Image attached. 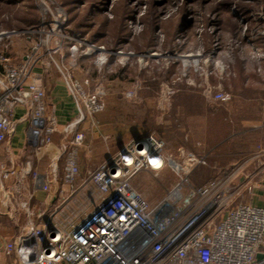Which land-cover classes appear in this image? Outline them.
Listing matches in <instances>:
<instances>
[{"label": "built area", "instance_id": "built-area-1", "mask_svg": "<svg viewBox=\"0 0 264 264\" xmlns=\"http://www.w3.org/2000/svg\"><path fill=\"white\" fill-rule=\"evenodd\" d=\"M58 16L53 20L64 29L67 16L64 12ZM15 34L0 33V64L4 72L0 78V145L13 132L17 108L24 107L36 147L51 146L56 134L72 136L63 144L59 159L65 156L64 179L73 187L80 174L78 151L85 143V134L77 128L104 111L105 92L102 88L89 92L91 81H77L62 60L61 64L56 62L54 55L59 48L48 50L50 62L62 73L63 83L79 109L77 119L61 126L55 113H47L43 82L35 74L42 63V46L35 45L22 63L14 64L8 50ZM78 50L73 46L71 52L74 55ZM83 50L85 56L106 53L104 47L94 45ZM101 57L98 56L105 62V56ZM206 100L224 103L231 96L210 87ZM36 147L29 160H20L8 168L0 163L2 187L11 178L20 177L18 183L22 184L33 176L41 182L43 191L50 190L45 177L33 169ZM165 147L164 141L152 135L129 143L91 171L88 183L93 185L98 200L91 203L90 213H84L78 223L74 214L62 226L25 218L16 240L7 244L6 254L17 251L22 264H264V259H259L260 254L264 256V208L237 203L242 192L252 193L259 187L256 174H247L242 183L234 185L242 168L236 166L229 175L195 187L190 176L198 167L207 165L206 157L186 153L187 158L179 164L165 157ZM50 166L56 173L57 163ZM166 167L179 181L152 205L133 187L132 179L141 171L157 174ZM4 193L7 198L13 197L10 191ZM32 200L33 194L28 198L29 203ZM54 215L55 212L51 216ZM0 217L12 218L5 212H0Z\"/></svg>", "mask_w": 264, "mask_h": 264}, {"label": "rangeland", "instance_id": "rangeland-1", "mask_svg": "<svg viewBox=\"0 0 264 264\" xmlns=\"http://www.w3.org/2000/svg\"><path fill=\"white\" fill-rule=\"evenodd\" d=\"M155 1L160 3L156 5L157 12L171 33L174 29L173 25L180 18L184 2L183 0ZM233 1L236 2L232 6L233 11H236L241 3L251 5L247 7V11L253 23L246 22L242 18L244 16L234 21L233 23L237 24L240 30L237 38L231 37L232 24L229 23L226 32L217 30L215 26L209 27L210 34L214 36L211 41L212 38L204 35L203 18L193 14L189 16L196 23L193 31L183 34L175 42L169 41L163 31L159 30L155 48L146 51L145 54H137L130 47V50L124 48L110 52L104 45H94L104 47L106 50L104 53L106 61L102 62L98 56L104 57L103 55L82 54L85 51L83 49L93 44L70 35L67 24L63 29L58 25L59 23L54 22L53 18H60L58 15L63 12L68 19L67 12L58 0H35L42 23L38 30L28 33V40L31 39L28 43L32 42V48L41 45L40 59L50 65L52 63L48 56L51 53H48V50L59 48L54 55L57 63L61 64V59L57 55L62 56L63 64L73 73L77 81H83L81 76L86 75L91 77L92 90L98 88L104 90V111L96 115L97 119L95 117L87 121L90 130L97 133L98 137L106 136L109 142L113 141L112 137L116 138L113 135L114 127L111 122L113 114H119L120 111L134 113L136 116L142 114L147 124V130L144 129V132L149 133L144 135H152L164 141L166 158L180 164L187 158L186 153L208 155V159L213 155L221 157L224 150L229 147L238 149L239 145L249 144L250 141L241 132L251 126L245 124L243 120L249 114H257L258 106L249 97L255 94L257 87L264 85V48H256L246 39L248 30H250V38H264V6L263 4L255 6L256 4L251 0ZM152 3L154 0H133L132 3V8L137 13L136 20L131 25L132 32L142 44L147 41L144 32L148 23L149 25L154 23ZM189 8L200 10V2ZM109 16L112 18L113 14L110 13ZM1 32L10 31L3 29L0 30ZM9 41L12 42L9 44L8 52L17 44L15 38ZM73 46L79 48L78 53L74 55L71 52ZM13 61L11 58L12 63ZM257 67L261 68L262 73H256ZM73 71L79 77H75ZM218 85L222 87H217ZM210 87L214 91L221 90L228 93L231 96L229 103L206 100V93ZM132 93L135 94L134 97L131 96ZM46 96L45 90V102ZM121 116L123 120L121 124L124 127L121 129L124 132L119 131V133L126 134L124 137H119L128 142L127 136L132 127L126 124L130 119L125 114ZM137 127V132L143 133V126ZM98 148L95 147L97 150ZM218 159L223 160V158ZM213 162L208 161L207 165L201 166L195 172V177L190 176V181L194 184L205 183L215 171L212 168ZM178 181L176 174L166 167L157 174L149 170L141 171L134 176L132 184L154 205L161 201ZM93 188V185L89 184L84 191L90 196L89 202L93 201V196H96ZM87 207L85 213H90L93 204H87ZM84 216L82 214L76 217L77 223Z\"/></svg>", "mask_w": 264, "mask_h": 264}, {"label": "crops", "instance_id": "crops-1", "mask_svg": "<svg viewBox=\"0 0 264 264\" xmlns=\"http://www.w3.org/2000/svg\"><path fill=\"white\" fill-rule=\"evenodd\" d=\"M21 47L22 45L17 42L8 52V55L11 56L12 60H14L13 62L16 64L22 63L26 57ZM57 57L62 61L64 59L60 55H57ZM42 62L36 67L35 74L40 77L46 90L47 113H55L59 124L64 126L78 118V106L63 83L60 70L47 62ZM260 72L262 73L261 68L257 67L256 73L259 74ZM3 74L4 72L0 64V78L3 77ZM74 75L75 77L77 76L75 72ZM81 77L83 81H92L91 77H87L86 75ZM226 77H228L227 74ZM217 87L222 86L218 85ZM91 88L90 84L87 87L89 92L93 93L96 91ZM249 98L253 99L254 104L258 106L257 114H249L245 117L246 120H243L245 124H250L251 126L241 132L248 138L249 144L239 145L238 149L229 147V149L224 150L221 157L220 155H213L212 157L209 156L208 159V155L201 156L206 157L208 161H214L212 168L215 171H213L214 173L211 177L207 178L205 183L229 175L236 166H241L242 168L233 181L234 185L242 183L247 174H256V181L259 187H255L252 193L242 192L241 196L238 197L237 203L264 208V85L257 87L255 94ZM87 121L88 119L77 128L78 131L85 134V143L78 151L80 174L76 178L73 187H71L66 184L64 179L65 156H62L60 159L59 156H61L63 144L69 142L72 136L66 137L63 134H56L53 136L51 146L47 148L36 147V143H34L30 134V121L26 116V109L24 107L17 108L12 119L13 132L0 145V163L8 168L20 160H29L36 147L37 159L34 162L33 169L39 175L45 177L50 190L48 192L43 191L41 182L33 176L23 181L22 184L18 183L20 177H17L4 182L3 187L0 185V212H5L12 217L11 220L0 217V264H22L23 260L17 251L8 255L5 252V248L7 244L16 240L21 231L20 226L23 225L25 218L29 217L34 223L62 226L74 214L77 217L84 214L85 210L87 211L88 209L87 204L98 200L96 196H93V201L89 202L91 200L89 199L90 196L84 193L87 186L91 184L88 183L91 171L117 155L129 143L145 137L146 135L144 134H147V132H144V127L142 129L143 133L137 132V125L129 120L126 126L131 125L132 130L130 129L129 136H127L129 137L128 142H125L126 140L124 141L123 138L119 137H124L126 134L119 133V131L124 132V127L121 124L123 120L118 113H115L111 117V122L114 127L113 135L116 138L112 137L113 141L109 142L106 136L100 135V138L97 133L93 130L91 131ZM97 146L100 151L95 149ZM218 158H223V160L220 161ZM53 162L57 163L56 173H53L51 170L50 165ZM93 190L95 194V189L93 188ZM4 191H10L13 197L7 198ZM31 194H33V200L29 203L28 198ZM28 209L32 211V215H29ZM54 212L55 215L52 217L51 215ZM75 221L77 222L76 218ZM259 259H264L263 253L259 255Z\"/></svg>", "mask_w": 264, "mask_h": 264}, {"label": "trees", "instance_id": "trees-1", "mask_svg": "<svg viewBox=\"0 0 264 264\" xmlns=\"http://www.w3.org/2000/svg\"><path fill=\"white\" fill-rule=\"evenodd\" d=\"M58 1L67 12V25L70 28V35L79 37L83 41L93 45H104L110 52H116L124 48L130 50V48H132L137 54H145L146 51L155 48L159 30L163 31L169 41L177 42V39L183 36V34L193 31L196 23L191 19L192 17L189 18V16L193 14L203 18V23H205L204 35L207 38H212L211 41L214 36L210 34L209 27L212 28L215 26L218 28L217 30L226 32V26L230 23L232 24L230 28L231 37L237 38L240 30L239 26L233 22L238 21V18L244 16L242 18H244L246 22L252 23V19L248 17L247 11V7L251 5L241 3L237 6L236 11H233L232 6L236 3L233 0H183L184 4L180 13V18L177 23L173 25L174 29L170 33L157 12L156 5L160 3L154 0V3L151 5L154 10L152 13L154 15V23L151 25L148 23L147 29L144 32L147 41L142 44L138 40L137 35H133L132 32L131 25L133 21L136 20L137 14L132 8L133 0ZM199 2L201 6L200 10H191V8H189V6H193L195 3ZM251 2L255 3V6L259 4H263L264 6V0H251ZM110 13L113 14L112 18L109 16ZM212 14L216 15L215 17L217 19L213 16L215 18L214 20L213 17L210 16ZM41 23L42 17L37 10L35 0H0V30L4 29L16 33L14 35L15 40L21 45L27 44L21 47L26 55L32 48V42L28 43V41L31 40H28V33L38 30ZM249 32L250 30L246 33V39L256 48H264V38L258 37L252 39L250 38ZM206 46H208V44H206ZM122 70L125 71L124 68H122ZM123 114L130 118L132 123L137 126H143L147 130V124L142 114L136 116L134 113L119 112L120 117H122L121 115ZM194 174L191 175V177H195ZM207 183H193V185L195 187H200Z\"/></svg>", "mask_w": 264, "mask_h": 264}, {"label": "water", "instance_id": "water-1", "mask_svg": "<svg viewBox=\"0 0 264 264\" xmlns=\"http://www.w3.org/2000/svg\"><path fill=\"white\" fill-rule=\"evenodd\" d=\"M140 139V138H139ZM139 139H137V140H139Z\"/></svg>", "mask_w": 264, "mask_h": 264}]
</instances>
